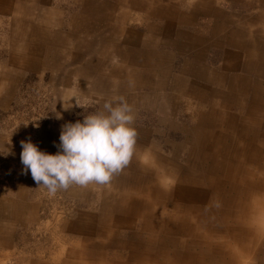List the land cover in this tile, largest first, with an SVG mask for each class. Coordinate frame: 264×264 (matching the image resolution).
<instances>
[{"label":"crops","instance_id":"crops-1","mask_svg":"<svg viewBox=\"0 0 264 264\" xmlns=\"http://www.w3.org/2000/svg\"><path fill=\"white\" fill-rule=\"evenodd\" d=\"M35 2L0 0V11L25 12L20 13L21 19L13 16L14 26L31 28L27 31L31 40L24 46L14 42L13 48L18 51L11 48L17 67L33 74L48 70L51 76L61 77L60 81L56 79L57 91L66 92L70 99L60 107L67 123L72 121L73 108L78 103H89L98 113L106 101L124 97L133 108V127L138 134L131 162L112 178V190L102 195L101 212L95 215V222L83 231L84 239L71 249L69 260H59L58 264H207L216 260L211 257L210 242L204 244L206 249L199 250L198 256H189V249L200 248L202 243L193 238L194 247L182 254L189 244L179 242L176 236L196 232L190 227V218H207L208 214H203L206 211L193 207V202H205L208 212L214 200L218 202L221 184L214 178L206 183L207 175L213 171L224 170L226 182L235 194L238 187L258 192L264 183V166L257 149L248 153L246 140L241 155L234 153L235 159L230 161L205 148L207 152L199 156L196 166L206 164L209 168H190L185 176L181 167L168 166L169 159L160 157L158 162L153 157L151 140L157 132L139 128L138 124L153 122L156 117L158 124L176 125L169 108L176 98L180 100L177 106L194 100L204 110L221 106L237 107L240 112L234 119L219 111L200 112L199 126L194 129L195 149L204 142L207 132L211 140L218 139L233 133L237 122L251 125L252 132L258 135L259 125L264 123V0H38L43 3L40 8H35ZM32 10H40L41 15L49 10L50 17L41 16L40 23L29 21L27 13ZM17 34L21 37L24 33ZM8 90L5 92L14 95L15 89ZM173 92L178 96H170ZM9 100L4 94L0 98L1 103ZM224 125L232 129L220 130ZM208 126L211 129L206 130ZM37 146L48 154L57 152L56 145ZM194 148L189 151L192 155ZM22 150L9 148L19 163V172L12 192L0 195L2 222L10 218L37 219V201L32 197L39 185L30 171L24 174ZM218 157L223 159L217 161ZM155 162L161 165L159 169ZM211 192L215 193L211 196ZM141 196L146 197L141 200ZM227 203L233 207L239 203L236 215L240 222L249 218L248 214L259 215L255 221L260 219L263 227V202L257 201L254 209L247 199L242 202L239 197L229 196ZM232 215L231 211L223 215V226L228 227ZM109 249L114 251L113 256L107 254ZM217 263L232 264L236 259Z\"/></svg>","mask_w":264,"mask_h":264},{"label":"rangeland","instance_id":"rangeland-1","mask_svg":"<svg viewBox=\"0 0 264 264\" xmlns=\"http://www.w3.org/2000/svg\"><path fill=\"white\" fill-rule=\"evenodd\" d=\"M33 2L35 1L33 0ZM35 3L40 4H36L35 8H40L43 4L38 0ZM20 13L24 15L25 12ZM20 13L13 11L11 14H7L0 11V98L4 94L7 99H10L7 102H0V195L3 194L4 196L12 192L19 172V163L10 155L9 148H22L20 142L22 140L27 141L29 138L36 145L39 143L58 145L60 143L61 127L67 123L66 119L61 116L60 107L70 100L66 92L57 91L59 82L56 79L60 81L61 77L51 76L48 70H44L40 74L29 73L30 70L23 71L17 67L16 62L12 59L10 51L13 48V43L16 42L24 46L26 42L31 40V36L27 34V31H30L31 28L14 26L16 24L14 17L21 19ZM27 15L29 21L40 23L41 16L47 19L50 17V12L47 10L46 13L41 15L40 10H32ZM20 31L24 33L21 37L17 34ZM13 49L16 50V47ZM21 51L23 52L24 49H21ZM22 73L25 76L19 77L17 75ZM10 88L15 89L14 95L5 92ZM170 94V96H178L176 92ZM179 101L175 98V102L169 106L171 119L176 125L158 124L156 117L153 118V122L138 124L139 128L157 132L154 133L151 142L153 144V157L158 162L160 157H165L169 159L167 161L169 167L177 165L184 169L185 176H188L190 168H209L206 164L202 165L203 163L201 164L202 167L196 166L199 156L207 152L205 148L208 151L211 150V153L223 156L224 159L231 161L235 159L232 157L234 153L241 155L243 152L242 147L247 146V140L248 153L257 149L260 162L264 166V123L259 125L258 135L252 132L254 129L251 125L244 124L243 126L239 122L234 123L233 133H225L221 137L219 136L218 139L216 138L219 147L216 146V139L211 140L209 138L211 134L207 132L204 142L202 140L200 142L201 146L195 149L193 141L196 137V128L199 126L197 122L199 121L200 112L219 111L220 115L225 113L224 116L228 119L240 116V112L237 107L222 108L221 106L204 110L199 108L194 100L191 104L187 100L177 106ZM172 104H175V106H172ZM78 105L73 108L74 114L71 123L78 120L83 122L85 116L95 113L89 103H78ZM262 117H264V114ZM222 127L232 129L230 125H224L219 127L220 130ZM209 128L211 129V126H208L206 130ZM246 130L248 131L245 132ZM207 137L208 139H206ZM193 148L195 151L192 155L189 151ZM216 148L218 149L215 150ZM211 155L215 156L214 154ZM240 155H237V157ZM222 159L218 157L217 161ZM154 164L157 169L161 166L157 162ZM261 177L264 179V170ZM212 178L216 179L222 186L220 187V198L218 202L214 200L212 214H210L212 209L209 212L207 211L208 208L205 202L196 201L192 203V206L196 209L205 210L206 212H203V214L207 213L208 216L202 220L189 219L190 227H194L197 233L176 236L179 242L189 244V247L184 248L181 253L186 254L187 248L194 247L192 239L195 238L199 239L202 244L200 248L189 249V256H198L199 250L202 252L206 249L204 244L210 242L213 250L211 257L216 260L207 264H218L217 261L223 259L225 262L236 259V263L232 264H264V224L262 227V225H259L260 219L257 223L255 221L259 215L248 214L249 218H246L244 222H240L238 215H236L240 211L239 203L237 207L228 206L227 203L229 196H232V198L239 197L242 202L247 199L250 207L255 209L257 201L264 203V183L256 194H254L255 189L249 192L244 187H238V194H235L226 182L224 170L213 171L208 174L206 183L209 184ZM173 182L175 183V181ZM112 183L110 181L107 185L72 186L66 191H58L54 196H50L46 189L39 188L36 190V196L32 197L33 200L37 201V219L35 221L10 218V220L7 219V221L2 222L0 219V264H32L36 261H42L46 264H58L59 260H69L71 249L77 243L83 241L86 233L83 231L95 222V215L101 212V197L105 192L112 190L110 188ZM155 184H158L157 181H155ZM169 184L172 188L171 179H169ZM244 191L245 193L242 195L241 193ZM211 193L212 196L215 192ZM145 197L141 196L140 199L143 200ZM227 211L233 212V215L228 220V227H225L221 221H224L223 215ZM16 216L17 213L14 217ZM260 216L264 222V209ZM251 226H254L253 230ZM2 227H4L3 230H1ZM208 228L213 229L208 230ZM258 230H260L259 233ZM78 248L80 249V246ZM122 252L125 253L126 251ZM107 254L113 256L115 253L112 249H109ZM169 254L172 253L169 252ZM122 255L125 256V254Z\"/></svg>","mask_w":264,"mask_h":264},{"label":"clouds","instance_id":"clouds-1","mask_svg":"<svg viewBox=\"0 0 264 264\" xmlns=\"http://www.w3.org/2000/svg\"><path fill=\"white\" fill-rule=\"evenodd\" d=\"M132 106L122 96L103 104V111L83 122L62 125L56 154L22 140L24 174L31 172L39 188L54 196L72 186L107 185L131 162L137 139ZM38 188V189H39Z\"/></svg>","mask_w":264,"mask_h":264},{"label":"bare ground","instance_id":"bare-ground-1","mask_svg":"<svg viewBox=\"0 0 264 264\" xmlns=\"http://www.w3.org/2000/svg\"><path fill=\"white\" fill-rule=\"evenodd\" d=\"M246 170V169H245ZM247 171V170H246ZM245 173V172H244ZM243 173V174H244ZM247 174V173H246ZM242 177V176H241ZM215 183V182H214ZM213 183V184H214ZM178 184V183H177ZM188 184V183H187ZM190 184H191V182H190ZM189 186V185H188ZM173 194V193H172ZM164 207V206H163ZM177 208H178V206H177ZM256 209V208H255ZM251 211V210H250ZM255 211V210H254ZM184 212V211H183ZM254 213V212H253ZM257 214V213H256ZM161 219V218H160ZM180 219V218H179ZM154 220V219H153ZM169 220V219H168ZM167 220V221H168ZM173 220V219H172ZM156 222V221H155ZM159 223V222H158ZM119 224V223H118ZM159 227V226H158ZM162 227V226H161ZM154 229V228H153ZM161 229V228H160ZM167 230V229H166ZM148 231V230H147ZM150 231V230H149ZM161 231V230H160ZM176 233V232H175ZM150 234V233H149ZM154 236V235H153ZM175 239V238H174ZM163 240V239H162ZM169 240V239H168ZM171 240V239H170ZM166 241V240H165ZM160 243V242H159ZM173 243H174V241H173ZM177 243V242H176ZM150 244V243H149ZM152 244V243H151ZM162 244V243H161ZM138 245V244H137ZM139 246V245H138ZM155 251V250H154ZM153 253H155V252H153ZM138 257V256H137ZM106 258V257H105ZM134 258V257H133ZM127 260H128V258H127ZM131 260V259H130ZM107 262V261H106ZM123 262V261H122ZM153 262V261H152ZM95 264V263H94ZM102 264H103V262H102Z\"/></svg>","mask_w":264,"mask_h":264}]
</instances>
